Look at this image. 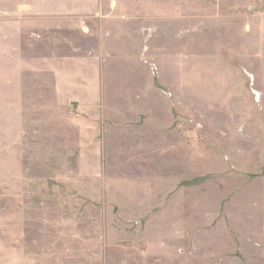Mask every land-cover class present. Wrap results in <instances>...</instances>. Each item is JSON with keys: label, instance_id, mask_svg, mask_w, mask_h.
Returning a JSON list of instances; mask_svg holds the SVG:
<instances>
[{"label": "rangeland", "instance_id": "374dc122", "mask_svg": "<svg viewBox=\"0 0 264 264\" xmlns=\"http://www.w3.org/2000/svg\"><path fill=\"white\" fill-rule=\"evenodd\" d=\"M0 264H264V0H0Z\"/></svg>", "mask_w": 264, "mask_h": 264}]
</instances>
